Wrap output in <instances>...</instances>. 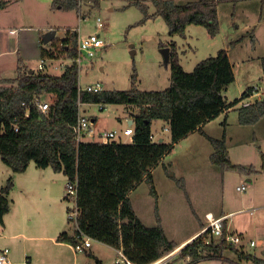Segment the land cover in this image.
<instances>
[{"label": "rangeland", "instance_id": "rangeland-1", "mask_svg": "<svg viewBox=\"0 0 264 264\" xmlns=\"http://www.w3.org/2000/svg\"><path fill=\"white\" fill-rule=\"evenodd\" d=\"M169 1L183 5L198 0ZM210 1L217 5L218 35L212 37L205 27L190 25L183 38L171 37L162 17L141 23L145 12L133 3L146 4L148 13L152 15L156 8L151 0H82L80 14L77 11L53 9V0H19L1 14L3 28L7 29L8 36L13 40V47L5 49V43L1 44L0 41V79L15 78L20 59L36 74L60 76L71 65V61L65 59L66 55L63 58V53L59 54L60 51L53 47L55 49L51 51L60 58L51 61L42 56V48L48 44L44 42V37L53 27L51 32L56 31L58 41L65 39L68 32H77L78 36L83 37L100 34L106 42L107 47L93 59L92 66L80 72V85L83 88L100 83L103 90H129L136 70L137 87L141 91L167 89L171 84V66L165 62L162 47L174 42L178 45L180 63L186 72H192L198 63L216 56L221 50L228 51L236 77L223 94L228 104L240 100L242 93L249 88L258 89L257 94L261 96L252 101L244 100L240 106L264 99V0ZM11 28L21 32V35H10ZM4 34L3 31L2 39L6 37ZM20 39V52H13ZM42 60L45 69L39 71L38 65ZM101 66L104 70H101ZM23 68L25 73L29 72L28 67ZM42 100L51 105L54 97L45 94ZM101 105L83 104V110L87 111L85 116L91 121L92 130L97 132H121L127 127V119L133 117L132 112H140L136 107L116 104L104 105L106 108L101 110ZM219 117L207 127V132L218 137L216 139L225 136L231 162L246 170L252 167L256 173L223 170L214 164L211 156L215 148L206 139H198L194 143L183 141L175 146L154 172L152 185L160 197L152 194L151 182L144 179L129 194V198L144 225L162 226L168 239L177 247L197 231H202V227H209L207 212L213 211L217 219L222 213L232 215L227 224L236 231L230 232L244 238L247 253L264 260V117L252 125L241 124L237 110ZM94 118L97 120L93 122ZM161 124L160 120L153 124V133L156 136L160 133L168 143L171 141L169 133L163 132L161 128L164 125ZM121 137L125 142L132 141V137L121 135L116 139ZM194 150L197 153H193ZM30 165L33 167L27 173H12L11 178L7 172L12 171H9L11 169L0 155V186H6L9 179L14 180L9 198L15 201L11 212L4 217V224H0V232L6 226L14 241L0 238V246L10 249V258L15 264H22L28 256L33 257L34 264H97L96 259L88 255L90 252L78 253L76 245L64 249L58 244V238H37L49 237L50 232L56 229H60L58 233H61L63 227L75 235L74 222L69 220L70 212L75 208V199L69 196V200L62 201L69 194V181L63 173L55 176L53 174L56 172L49 168L50 173L39 181L34 173L42 169L34 162ZM45 183L54 187L55 191L48 195L43 187ZM243 185L247 190L238 191L237 188ZM55 196L61 199H55ZM33 197L39 201L36 206L43 205L54 212V216H50L51 220L55 219L52 227L46 228L34 222L33 226L24 227L23 230V226L19 225L24 215L22 205ZM52 200L55 202L53 209L50 206ZM35 209H38L35 212H40L38 207ZM252 239L258 242L255 248L250 245ZM180 249L164 256L171 254L174 257L171 264H190L188 259L180 257ZM39 250L41 252L37 253ZM93 250L105 264H115L117 254L109 246L93 242ZM213 259H199L194 264H253L230 252L224 254L222 260Z\"/></svg>", "mask_w": 264, "mask_h": 264}, {"label": "trees", "instance_id": "trees-1", "mask_svg": "<svg viewBox=\"0 0 264 264\" xmlns=\"http://www.w3.org/2000/svg\"><path fill=\"white\" fill-rule=\"evenodd\" d=\"M151 1L156 8L152 15L148 13L146 4L133 3L145 12L141 23L162 17L171 37L185 38L190 25L205 27L212 37L219 33L214 1L198 0L183 5L169 0ZM81 2L53 0L52 8L80 14ZM6 5L7 2L0 1V8ZM78 40L77 32H68L65 39L58 41L54 38L52 44L60 51L59 54L73 60L78 55ZM167 47L170 48L171 84L162 91H141L137 87L136 70L129 90L81 91L80 70L76 64L67 66L60 76H51L25 73L21 60L15 78L0 80V155L3 162L14 173L27 171L34 162L38 168H51L56 173H63L69 182L76 183L80 229L96 242L116 250L122 249L133 264H150L177 246L168 239L162 226L144 225L133 208L129 193L147 179L151 182L152 194L156 196L152 170L175 146L193 132L203 134L205 124L236 108L258 91L249 88L240 100L228 104L223 93L236 77L227 50H221L216 56L198 63L192 72H186L180 63L178 45L171 42ZM46 54L49 52L43 51V55ZM45 94L54 97L47 113L31 105L36 97L42 98ZM86 103L102 104L101 110L108 104L139 109L140 112L133 114L135 134L131 136L132 141L104 144L92 139L86 141L85 138L77 143L74 127L81 116V106ZM236 110L241 124H255L264 117V99ZM157 120L168 125L170 142L153 141L152 125ZM208 138L215 148L211 156L214 164L223 170L256 173L252 167L246 170L231 162L225 136ZM262 158L264 162V156ZM13 186L12 179H9L6 186L0 188L1 225L11 210L9 196ZM66 198H70L69 194ZM226 228L225 222V234ZM209 232L201 234L182 249L180 257H192L195 262L208 257L222 260L224 253L230 251L246 262L264 264L263 259L243 252L226 240L217 243L213 239L208 244ZM75 238V235L70 237L64 233L58 241L75 246ZM96 263L102 264L99 260Z\"/></svg>", "mask_w": 264, "mask_h": 264}, {"label": "built area", "instance_id": "built-area-1", "mask_svg": "<svg viewBox=\"0 0 264 264\" xmlns=\"http://www.w3.org/2000/svg\"><path fill=\"white\" fill-rule=\"evenodd\" d=\"M106 47H107L106 42L101 37L100 34H91L88 35L87 37L79 36L78 55L75 59L70 61L72 64H76L81 72L86 67V65L89 64V62L90 63L93 62V59L97 56V54L100 53ZM86 60L87 61L90 60V61L87 62ZM39 68L40 69L44 68V60H42V62L40 63ZM80 90L98 93L101 92L103 88L100 83H97L95 85H88L84 88L80 85ZM31 105L36 107L39 111L43 113H47L50 108L49 104L43 101L41 97H36ZM82 106H81V116L79 117L77 125L74 127L77 143L84 141L85 138H90L92 139V141L94 140L97 142L108 144L114 142L119 135L131 137L135 134V122L133 117L127 119V127L121 132L118 130L101 131L98 133L95 132L91 128L92 127L91 121L83 115L84 110ZM100 109H103V106H101ZM26 115L28 116V114ZM67 190H69V196L75 199V208L73 211L70 212L69 220H72L74 222V226L76 229V233H75L76 251L78 253L88 254L91 247L93 246L94 240L88 237L79 227L78 221L80 218V211L77 206V194H78L77 184L69 182V184L67 185ZM237 190L240 192H245L247 190V187L243 185L242 187H238ZM207 218L209 221V227L206 228L203 231V233H206L208 230H210L207 236L208 244H210L213 239L216 240L217 243L226 240V242L235 246L240 243V238L237 235H234L233 233L230 232L228 224L225 234L224 223L225 222L227 223L229 216L220 217L217 219L211 217V215L208 214ZM255 244L256 243L254 241L251 242V246H255ZM9 253H10L9 249L0 250V264H12L9 259ZM117 253H118V258H116L115 261L116 264H133L125 257L122 249H118ZM173 258L174 257H172V255L169 254L167 256H162L161 258L150 264H171ZM187 259L189 260L190 264L195 263V260L192 257H188Z\"/></svg>", "mask_w": 264, "mask_h": 264}, {"label": "crops", "instance_id": "crops-1", "mask_svg": "<svg viewBox=\"0 0 264 264\" xmlns=\"http://www.w3.org/2000/svg\"><path fill=\"white\" fill-rule=\"evenodd\" d=\"M1 1V0H0ZM3 1H5V2H7V5H6V7L5 8H0V41H1V44H2V42L3 43H5V49H9V48H12L13 47V40L11 39V37H9L8 36V32H7V29L6 28H3V26H4V24H3V20H2V18H1V14L2 13H4L5 11H7V9L12 5V4H14V2L15 3H17V2H19V0H10V1H8V0H3ZM53 30V27H51L50 29H48V31H47V33L46 34H48V33H50L51 31ZM3 31H4V35H6V37H5V39H2V33H3ZM9 34L10 35H21V32H18V30H14L13 28H11L10 29V31H9ZM81 36V35H80ZM55 37L57 38V33H56V35H55ZM54 37V38H55ZM52 42V40L50 41V42H48V44H47V47L46 48H42V50L43 51H48L49 52V54H46V55H43V51H42V56H44V57H48L51 61H54V60H56V59H58V58H60V55H58V54H56L55 52H53V51H51V49H55V48H53L54 46H53V44L51 43ZM20 46H21V39H20V41H19V43H18V45H17V48H15L14 49V51L13 52H16V50H17V52H20ZM3 48V47H2ZM55 51V50H54ZM6 52H12V51H6ZM6 52H1L2 54H4V53H6ZM65 55L63 54L62 55V57L63 58H65L64 57ZM65 59H67L68 60V58L66 57ZM21 60V62H22V65L23 66H25V67H28V69H29V74H34V73H36V71L35 70H33V69H30V67L23 61V59H20ZM42 62V61H41ZM72 64V63H71ZM40 65V64H39ZM39 65H38V70L39 71H43V69H45V67L43 68V69H40L39 68ZM62 65V64H61ZM92 66V64L90 63V64H87V66L86 67H91ZM55 69H57V68H55ZM101 70H104V67L103 66H101ZM49 75V74H48ZM1 80V79H0ZM244 93V92H243ZM243 93H242V95H243ZM260 93V92H259ZM224 94V93H223ZM261 94V93H260ZM261 96V95H260ZM260 96H258V94H255V95H253V96H251V97H248L245 101H252V100H255L256 99V97H260ZM261 100V99H260ZM245 101H243V102H245ZM242 102V103H243ZM251 103H254V101L253 102H251ZM239 106H240V104L236 107V108H233V109H230V110H228V111H226L225 113H223V114H226V115H228L231 111H234V110H236L237 108H239ZM86 109L84 110V115L86 114ZM134 113L132 112V114L131 115H133ZM129 118H131V117H129ZM220 117H218L217 119H219ZM216 119V120H217ZM95 120H97V119H93V122L95 121ZM216 120H214V121H211V122H209V123H207V124H205L204 126H203V128H202V130H203V134L200 132V131H196V132H193V133H191V134H189L187 137H185L184 139H182L179 143H182L183 141H191V142H195L196 140H198V139H202L203 141L206 139V140H208L209 141V138L208 137H213V138H218V137H214V135H212L211 133H208L207 132V127L209 126V125H211V123H213V122H215ZM156 121H154L153 122V124L155 123ZM160 122L161 123H163V124H161V125H164V126H162V130H163V132H168L169 133V141L171 140V135H170V132H169V130H168V125L165 123V122H163V121H161L160 120ZM153 126V125H152ZM94 130V129H93ZM95 131V130H94ZM107 131V130H106ZM152 131H153V129H152ZM95 132H97V131H95ZM98 132H101V131H98ZM197 137V139H195ZM91 139H89V138H86V141H90ZM115 141H117V142H124V143H130L131 141H128V142H125V141H123V139H122V137L119 139V140H115ZM153 141L154 142H167L164 138H163V136L160 134V133H158V135L156 136L154 133H153ZM207 141V142H208ZM192 143V144H193ZM173 152V151H172ZM171 152V153H172ZM170 153V154H171ZM193 153H197V150H194V152ZM169 154V155H170ZM166 158V157H165ZM164 160V159H163ZM163 162V161H162ZM160 163L157 167H155L153 170H152V179H153V182H154V172H155V170L158 168V167H160V165H162L163 163ZM32 164V163H31ZM31 167H33L32 165H29V167H28V169H27V171L25 172V173H27L28 171H29V169H31ZM49 168H46V169H42V170H36L35 171V173H34V175H35V177H37L38 178V180L40 181H42L47 175H48V173H50V172H48L49 170H48ZM9 171H12V170H9ZM53 171V170H52ZM12 173H14L13 171L12 172H7V176H8V174H9V176H11L12 175ZM25 173H14V174H25ZM55 173V172H54ZM53 175H55V176H57V175H59L58 173H55V174H53ZM65 177V176H64ZM11 178H12V176H11ZM66 178V177H65ZM67 179V178H66ZM144 181V180H143ZM184 181H185V183L187 184L188 182H187V179L184 177ZM13 182H14V180H13ZM140 184V183H139ZM138 184V185H139ZM41 185V184H40ZM137 185V186H138ZM4 185H2V186H0V188H2ZM136 186V187H137ZM43 187L45 188V190L48 192V195L52 192H54L55 191V189H54V187H51L50 186V184L48 185V184H44L43 185ZM135 187V188H136ZM134 188V189H135ZM133 191V190H132ZM131 191V192H132ZM130 192V193H131ZM11 193H12V191H11ZM11 193H10V196H11ZM129 193V194H130ZM158 194V193H157ZM158 197H160V195L158 194ZM55 199H61L60 198V196H55L54 197ZM67 200H69V199H67L66 197H64L63 199H62V201L63 202H65V201H67ZM12 201V203H11V210H12V206H13V204H14V200H11ZM39 201L35 198V197H33V198H31V199H29L28 200V202H27V204L26 203H23L24 204V206L22 205V208H23V211H24V215H22V217H21V219H20V221H19V225L20 226H23V230H24V227L25 228H27L28 226H30V225H34V222L35 223H37L38 225H42L43 227H46V228H50V227H52L53 225H54V221H55V219L54 220H51L50 219V216L51 215H53L54 216V212L53 211H50L49 209H46L43 205H40V206H36V203H38ZM53 204H55V202H54V200H52V201H50V206H51V209H53V207H54V205ZM56 204H57V202H56ZM63 204V203H62ZM62 204H60L59 205V207L60 208H62L63 207V205ZM133 205V204H132ZM39 208V210H40V212L39 213H37V212H35V210L36 211H38V209H35V208ZM133 208H134V206H133ZM11 210H10V212H11ZM134 210H135V208H134ZM135 212H136V210H135ZM136 214H137V212H136ZM208 214H212V217H214V218H216L215 217V213L213 212V211H209V212H207V214H206V217H207V215ZM230 214H233V213H230ZM137 216H138V214H137ZM226 216H228V215H226V214H224V213H222L221 214V216L219 215L218 217H226ZM232 215H229V218L231 217ZM139 217V216H138ZM47 218H49V219H47ZM140 219H141V217H139ZM142 220V219H141ZM207 221V220H206ZM5 222V221H4ZM143 222V221H142ZM227 222H228V220H227ZM64 225H66V226H68L67 224H65V223H63ZM233 225H234V223H233ZM2 229V232H0V238H9V239H11V240H13L14 241V239L12 238V236H11V234L9 233V232H7V229L8 228H6V226L5 227H3V228H1ZM65 229V230H64ZM206 228H204V227H202V231H197L196 233H194L193 235H191V237H189V239L188 240H185L184 241V244L183 245H181V246H179V247H176L174 250H177V249H180V247H182V246H185L186 244H188L189 242L191 243V241L195 238V237H197V236H199L200 234H202L203 233V231L205 230ZM61 230H63V231H61V233H58V231H60V229H56V230H54V231H52L53 233H51L50 232V234H51V236H49V237H37V238H54V240L56 239V238H58L61 234H64V233H66L68 236H70V237H74V235H71V233H69V230H67V228L66 227H63ZM229 230L231 231V230H233V231H236V229H232V227H230L229 228ZM236 234V233H235ZM26 238H28V237H26ZM239 238H240V243L238 244V245H236L237 246V248H239V249H242L243 250V252H245V253H247L246 252V246L244 245V242H243V240H244V238L241 236H239ZM251 241H254V239H252ZM59 242V243H58ZM57 243L59 244V245H62L63 247L62 248H71V246L73 245V244H71V243H68V242H61V241H58ZM94 242H96V241H94ZM255 242H256V244H255V246H251V247H257L258 246V242L255 240ZM97 243H100L101 245H105V246H107L108 247V245H106V244H103V243H101V242H97ZM58 245V246H59ZM250 245H251V243H250ZM74 246V245H73ZM110 247V246H109ZM112 250H114L115 252H116V254H117V257L116 258H118V253H117V250L116 249H114V248H112V247H110ZM2 249H9L8 247H6V248H4V247H2V246H0V250H2ZM93 251L95 252V250H93V246L91 247V249H90V253L88 254V255H91L94 259H96V260H99L102 264H105L102 260H100V258H99V255H96V253H93ZM9 252H10V249H9ZM41 252V250H39L37 253H40ZM227 252H230V251H226L224 254H226ZM232 255H234V256H237V255H235V253H232V252H230ZM247 254H250V253H247ZM9 259H10V262L12 263L13 261H11V258H10V253H9ZM32 260H34L33 259V257H26V261H24L22 264H34L33 263V261ZM116 261V260H115ZM12 264H15V262H13ZM115 264H116V262H115Z\"/></svg>", "mask_w": 264, "mask_h": 264}, {"label": "water", "instance_id": "water-1", "mask_svg": "<svg viewBox=\"0 0 264 264\" xmlns=\"http://www.w3.org/2000/svg\"><path fill=\"white\" fill-rule=\"evenodd\" d=\"M55 35H56V31H53V32L48 33V34L44 37V42H45V43L50 42L51 40L54 39ZM162 53H163V56H164L165 62H166L167 64H169V61H170V48H169V47L163 48V49H162ZM199 236H200V235H199ZM199 236H197V237H199ZM197 237H195L191 242H193ZM188 244H190V242H189ZM188 244H186L185 246H183V247L180 249V251H181L182 249H184Z\"/></svg>", "mask_w": 264, "mask_h": 264}]
</instances>
